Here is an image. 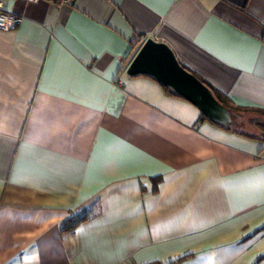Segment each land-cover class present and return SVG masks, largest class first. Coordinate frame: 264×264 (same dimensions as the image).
<instances>
[{
  "label": "crops",
  "instance_id": "crops-1",
  "mask_svg": "<svg viewBox=\"0 0 264 264\" xmlns=\"http://www.w3.org/2000/svg\"><path fill=\"white\" fill-rule=\"evenodd\" d=\"M4 2L23 21L0 30V264H264L259 130L127 74L153 38L264 109V0Z\"/></svg>",
  "mask_w": 264,
  "mask_h": 264
},
{
  "label": "water",
  "instance_id": "water-1",
  "mask_svg": "<svg viewBox=\"0 0 264 264\" xmlns=\"http://www.w3.org/2000/svg\"><path fill=\"white\" fill-rule=\"evenodd\" d=\"M127 74L149 76L170 88L175 95L194 104L216 124L234 125L231 111L216 99L208 86L183 66L174 50L165 42L153 38L144 40L130 62Z\"/></svg>",
  "mask_w": 264,
  "mask_h": 264
},
{
  "label": "trees",
  "instance_id": "trees-1",
  "mask_svg": "<svg viewBox=\"0 0 264 264\" xmlns=\"http://www.w3.org/2000/svg\"><path fill=\"white\" fill-rule=\"evenodd\" d=\"M143 43V38L140 40V44H139V47L141 46V44ZM138 47V49H139ZM184 66V65H183ZM185 67V66H184ZM186 68V67H185ZM188 69V68H186ZM189 70V69H188ZM190 71V70H189ZM192 72V71H190ZM193 73V72H192ZM195 76H197L195 73H193ZM206 86H208L214 96L216 97V99L224 106H226L232 113V117H233V121H234V124L235 123H239V125H241L243 128L244 127H247L249 124H251L252 126L256 127L259 132H260V136L259 138H257L258 140L262 141L264 143V121L261 120V119H258V118H251L247 121H245L244 119L242 118H238L237 115H233V108L232 106L229 104V101H228V98L223 94L221 93L220 91H218L217 89H215L211 84H209L208 82H206L205 80L201 79L199 76H197ZM163 86V85H162ZM164 89L166 90V92L172 96H176V97H180V96H177L175 95L171 90L170 88H168L167 86H163ZM182 98V97H180ZM184 99V98H183ZM245 110V111H254L256 113H259L261 115H263L262 117H264V109H261V108H238V110ZM199 121L200 122H208L214 126H217V127H223V128H226V129H229V130H240V129H236V127L233 125V126H223V125H220V124H216L215 122H213L212 120H210L207 116H205L203 113H200V117H199ZM89 216V211H82L80 212L79 214L71 217L70 219L66 220L62 226V230L64 231H73L76 226L82 222L83 220H85L87 217ZM187 257V256H186ZM186 257H182V258H179V259H176L174 261H170L166 264H179L181 263L183 260L186 259ZM151 264H159V263H151Z\"/></svg>",
  "mask_w": 264,
  "mask_h": 264
},
{
  "label": "built area",
  "instance_id": "built-area-1",
  "mask_svg": "<svg viewBox=\"0 0 264 264\" xmlns=\"http://www.w3.org/2000/svg\"><path fill=\"white\" fill-rule=\"evenodd\" d=\"M28 3H38L41 0H24ZM48 2L55 5H71L76 0H47ZM23 21V17L17 13L9 12L5 9L4 0H0V30L2 31H13L17 29ZM122 85L121 82H119Z\"/></svg>",
  "mask_w": 264,
  "mask_h": 264
},
{
  "label": "rangeland",
  "instance_id": "rangeland-1",
  "mask_svg": "<svg viewBox=\"0 0 264 264\" xmlns=\"http://www.w3.org/2000/svg\"><path fill=\"white\" fill-rule=\"evenodd\" d=\"M233 108V115H237L238 118H242L244 119L245 121L251 119V118H258V119H261L264 121V117H262L263 115L259 114V113H256L254 111H245V110H238V107H234L232 106ZM234 126L236 127V129H240V130H244L245 132L247 130H249L248 127H242L241 125H239V123H235ZM252 131V129H251ZM254 133H260L259 131H253Z\"/></svg>",
  "mask_w": 264,
  "mask_h": 264
}]
</instances>
